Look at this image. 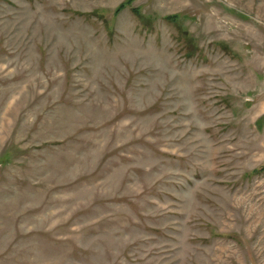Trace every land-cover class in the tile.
<instances>
[{
	"label": "rangeland",
	"instance_id": "obj_1",
	"mask_svg": "<svg viewBox=\"0 0 264 264\" xmlns=\"http://www.w3.org/2000/svg\"><path fill=\"white\" fill-rule=\"evenodd\" d=\"M0 264H264V0H0Z\"/></svg>",
	"mask_w": 264,
	"mask_h": 264
},
{
	"label": "trees",
	"instance_id": "obj_2",
	"mask_svg": "<svg viewBox=\"0 0 264 264\" xmlns=\"http://www.w3.org/2000/svg\"><path fill=\"white\" fill-rule=\"evenodd\" d=\"M120 7L122 8L123 5H121ZM173 17H176V15L168 16V18H171V19H173ZM168 18H167V19H168Z\"/></svg>",
	"mask_w": 264,
	"mask_h": 264
}]
</instances>
